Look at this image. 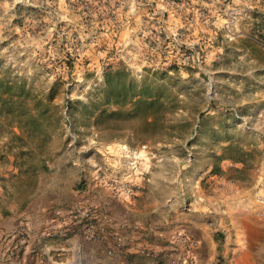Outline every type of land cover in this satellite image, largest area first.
Here are the masks:
<instances>
[{"label": "rangeland", "instance_id": "rangeland-1", "mask_svg": "<svg viewBox=\"0 0 264 264\" xmlns=\"http://www.w3.org/2000/svg\"><path fill=\"white\" fill-rule=\"evenodd\" d=\"M106 65L170 84L173 131L151 134L140 116L95 127L83 106L98 107ZM0 76L28 91L0 116L13 199L56 160L81 190L104 181L132 194L130 176L145 172L164 181L168 203L206 170L201 187L234 163L264 166V0H0ZM29 112L38 129L25 138L17 125Z\"/></svg>", "mask_w": 264, "mask_h": 264}, {"label": "crops", "instance_id": "crops-1", "mask_svg": "<svg viewBox=\"0 0 264 264\" xmlns=\"http://www.w3.org/2000/svg\"><path fill=\"white\" fill-rule=\"evenodd\" d=\"M231 166L207 175L205 187L199 179L209 170L202 172L187 196L179 183L168 203L164 181L145 172L130 176L125 196L112 182L72 188L68 166L56 160L16 200L8 179L18 168L0 148V264H264V166ZM82 208L90 209V239ZM178 238L193 242L191 260Z\"/></svg>", "mask_w": 264, "mask_h": 264}, {"label": "trees", "instance_id": "trees-1", "mask_svg": "<svg viewBox=\"0 0 264 264\" xmlns=\"http://www.w3.org/2000/svg\"><path fill=\"white\" fill-rule=\"evenodd\" d=\"M102 82L98 87V107L95 100L90 101V106L84 105L85 113L93 116V125L99 130L117 131L116 125L120 119L140 116L143 125L149 133L154 134L158 130L173 131L174 125L166 122V114L176 105L175 96L171 92L170 84H157L147 77L136 82L123 67L113 68L106 65L102 70ZM55 82V81H54ZM53 82V83H54ZM12 82L0 76V116L13 115V109L9 106L12 98L22 99L28 91L15 82L18 92L11 91ZM49 100L52 96H48ZM21 101V102H22ZM22 104V103H21ZM44 113V112H41ZM34 113L27 114L28 120L19 125L20 131L29 135L37 133L38 121ZM42 115V114H40ZM16 116L21 117L18 112ZM133 131V129H130ZM21 138L18 136V139ZM16 162L14 161V164ZM16 165V164H15ZM46 166H43L45 169Z\"/></svg>", "mask_w": 264, "mask_h": 264}, {"label": "built area", "instance_id": "built-area-1", "mask_svg": "<svg viewBox=\"0 0 264 264\" xmlns=\"http://www.w3.org/2000/svg\"><path fill=\"white\" fill-rule=\"evenodd\" d=\"M112 189H116L115 187H112ZM114 191H116V190H114ZM119 192H121V193H123V195H125V196H128L129 194H130V189H129V187H128V185H121L120 187H119V190H118ZM117 191V192H118ZM117 192H114V193H117ZM73 216V215H72ZM76 217V215L74 216V217H72V221H74V220H77V217ZM82 218V220L84 221V224H85V234H86V236H87V238L88 239H90V238H92L93 237V234H92V232H91V228H90V225H89V218H90V209H88V208H82L81 209V215H80V219ZM178 240H179V242H182L184 245H183V248H184V250H183V255H185V257L188 259V260H191V256H190V254L188 253V249L193 245V242H191V241H182L180 238H178ZM146 253V252H145ZM146 254H148V253H146ZM37 257H38V259L41 261V260H43L46 256L43 254V253H38L37 254ZM47 259H48V257H47ZM176 261L177 260H175V259H171V263L172 264H175L176 263ZM177 262H179V261H177Z\"/></svg>", "mask_w": 264, "mask_h": 264}, {"label": "bare ground", "instance_id": "bare-ground-1", "mask_svg": "<svg viewBox=\"0 0 264 264\" xmlns=\"http://www.w3.org/2000/svg\"><path fill=\"white\" fill-rule=\"evenodd\" d=\"M261 203L263 204V207L262 208H264V202L262 201Z\"/></svg>", "mask_w": 264, "mask_h": 264}]
</instances>
